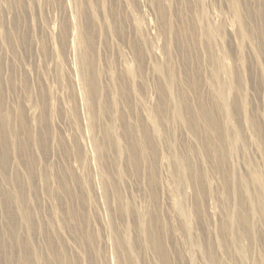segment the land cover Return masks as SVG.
I'll return each instance as SVG.
<instances>
[{
    "label": "rangeland",
    "instance_id": "374dc122",
    "mask_svg": "<svg viewBox=\"0 0 264 264\" xmlns=\"http://www.w3.org/2000/svg\"><path fill=\"white\" fill-rule=\"evenodd\" d=\"M0 264H264V0H0Z\"/></svg>",
    "mask_w": 264,
    "mask_h": 264
}]
</instances>
